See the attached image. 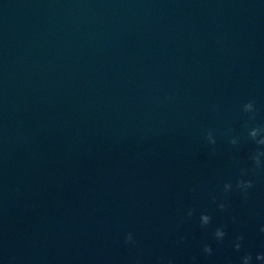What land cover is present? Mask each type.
Masks as SVG:
<instances>
[{
  "label": "water",
  "instance_id": "95a60500",
  "mask_svg": "<svg viewBox=\"0 0 264 264\" xmlns=\"http://www.w3.org/2000/svg\"><path fill=\"white\" fill-rule=\"evenodd\" d=\"M249 255L264 264V0H0V264Z\"/></svg>",
  "mask_w": 264,
  "mask_h": 264
},
{
  "label": "clouds",
  "instance_id": "9594fccd",
  "mask_svg": "<svg viewBox=\"0 0 264 264\" xmlns=\"http://www.w3.org/2000/svg\"><path fill=\"white\" fill-rule=\"evenodd\" d=\"M255 163H256V166L259 167L261 164L259 163L258 159H256L255 157H253ZM253 185H252V181H244V180H240L237 184V187L240 188V189H243L245 191V193L247 192V189L251 188ZM226 207L225 204H221L220 205V208L221 209H224ZM203 220L205 222V224H208L210 223L211 221V217L209 215H204L203 216ZM226 233L225 231L222 229V228H217L216 231H215V237L219 238L218 240H223V238L225 237ZM238 239H243V237H238ZM133 241V237H132V234L129 233L128 237H127V242H132ZM241 247V245L239 243L236 244V248L239 249ZM212 248L208 245H205L204 247V252L208 253V254H211L212 253ZM257 259L259 260H264V255H258L257 256ZM251 261H252V257L249 255V256H246L243 258V264H251ZM137 264H139V261L137 262Z\"/></svg>",
  "mask_w": 264,
  "mask_h": 264
}]
</instances>
